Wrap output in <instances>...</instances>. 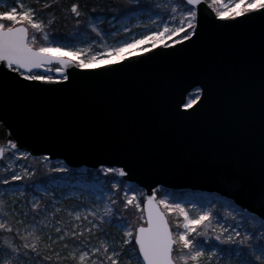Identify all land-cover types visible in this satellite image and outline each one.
Instances as JSON below:
<instances>
[{"label":"water","instance_id":"obj_1","mask_svg":"<svg viewBox=\"0 0 264 264\" xmlns=\"http://www.w3.org/2000/svg\"><path fill=\"white\" fill-rule=\"evenodd\" d=\"M195 7L190 41L91 70L70 65V84L0 66V146L16 151L11 139L74 170L124 167L118 178L144 191L145 227L159 188L217 195L264 221V16L235 22L206 0ZM50 66L61 65L31 73L62 75ZM194 87L200 100L185 109Z\"/></svg>","mask_w":264,"mask_h":264},{"label":"rangeland","instance_id":"obj_2","mask_svg":"<svg viewBox=\"0 0 264 264\" xmlns=\"http://www.w3.org/2000/svg\"><path fill=\"white\" fill-rule=\"evenodd\" d=\"M65 1L72 0H54L51 6L53 8L58 7ZM112 1L117 2L118 0ZM206 1L214 9L215 13L216 8H223L225 5L231 7L234 2V0H215L214 4L213 0ZM0 2H3V0H0ZM6 2L11 5L12 0H6ZM129 2L136 8L123 13H116L111 10V13L107 15L98 9L85 11L80 8L84 14L79 17L71 12V4H69V6L67 5V12L72 21V27L69 30L64 29L61 34H58L52 29L53 22L47 28L49 40L45 41L42 34L36 32V46L51 43L54 46L58 45L69 50L78 49L81 51L82 57L97 54L105 55L108 48L120 47L124 43H130L151 33L163 31L166 24L170 27L177 26L181 22L180 12L184 10L185 6L184 0H129ZM25 4L26 6L31 4L39 14L37 18H43L45 23H47L50 11H44L48 9L43 6L44 0H25ZM173 8H177V11L173 12ZM18 10L23 9L18 8ZM77 20L80 21L79 24L76 23ZM93 24L95 28H93ZM30 31L32 30L30 29ZM179 35L182 34H178L175 37H166L163 43H157L155 46L160 44L171 45L172 40L178 39ZM151 48H153V42L149 40L145 44L138 45L134 50H131V55L142 53ZM53 55H65L66 58L76 59L75 57H68L67 52L53 53ZM127 56L129 55L126 54L125 57ZM54 68L56 67H49L51 70ZM31 74L43 75L42 73ZM197 95L199 93L193 90L189 94L188 100ZM6 149L5 155L0 159V194H3L6 200L7 209L11 217L9 222L13 228H19L21 233H23L25 225L31 224L30 217H23V223H21V219L24 211L30 207L33 196L41 200L42 207L47 205V210L43 213V216L47 217L48 223L43 228L44 235L40 243L41 255L37 259H30L29 264H38V260L42 261V264H77V260L72 259L69 254L76 249L91 252L92 247L101 246V238H106L109 243L113 244L115 250L120 252L117 264H128L129 260H131V264H136L137 247L135 246L136 252L130 253L131 245H121L120 243L124 233L112 225H101L99 229L92 228L89 220L97 224L100 222L92 217L88 210L96 211L97 215H100L105 206H111L114 211V219H120L121 215L117 214L115 208L117 204L124 205L126 203V189L134 187L139 192L137 199L141 201L142 207L137 208L135 201L129 205L127 210L131 209L133 213L131 216L126 217V220L134 228H137L139 223L145 225L143 212L145 195L143 189L133 183L119 179L118 173L105 172V167L95 171L86 168L72 170L62 161H49L45 160L44 157L35 159L29 155L23 157L9 147ZM25 168L31 174H34L38 169L47 170L49 175L43 180H30L31 175L25 174ZM61 169H66V171H61ZM87 171L91 173H87ZM14 175L20 176L21 179H12ZM4 181H7V183H4ZM116 184L120 185L119 188L114 186ZM20 189L24 190L23 196L13 194L15 190ZM128 194L130 195V193ZM155 196L157 201L167 199L170 204H183L191 216L201 212L210 211L212 213L209 218L211 221L210 226H207V221L205 225L198 226V231H206L208 235L189 234V238L194 241H200L205 246L206 251L208 246L213 244L229 251L246 247L244 245L221 243V241L216 239L217 234L222 237L232 234L234 240H239L240 237L235 236L233 229L242 235L245 231L252 229L253 224H255L257 231L260 229L261 220L240 210L231 201L217 195L187 191L175 192L160 188L155 191ZM117 197L120 199L119 201H117ZM110 199L115 201V204L109 205ZM160 208L165 210L163 205H160ZM56 209H60V211L56 212ZM123 209L125 208L123 207ZM136 209L139 214L141 212V215H139L141 221H136L138 217ZM75 211L82 213L79 221L69 215V212L74 213ZM51 213H55V216L51 215ZM166 215L170 226L175 231L177 229L176 220L180 219L182 221L183 217L178 216L176 212H166ZM85 216H87V219H85ZM218 223L222 224L227 231L220 232L219 228H217ZM74 225H78V227H74ZM56 227H61V233H56ZM65 228L70 231H77L78 237L68 236L65 240H55L56 236L63 234ZM88 228H91V232L87 230ZM28 230L31 231L30 228ZM81 230H83V235H79ZM0 232H3V230H0ZM49 234H51L55 243L48 240ZM65 243L68 244L67 248L63 247ZM57 252L61 257L67 256L68 258L56 260L55 253ZM45 255H52L53 259L44 260L43 257ZM78 255L79 252H77ZM96 255H99L100 259L104 258L100 254H93L92 257L88 258L89 264H91V259ZM211 264H237V257L235 252H233L231 258L221 254L220 258H214Z\"/></svg>","mask_w":264,"mask_h":264},{"label":"snow or ice","instance_id":"obj_3","mask_svg":"<svg viewBox=\"0 0 264 264\" xmlns=\"http://www.w3.org/2000/svg\"><path fill=\"white\" fill-rule=\"evenodd\" d=\"M184 10L180 12V23L177 26L165 25L163 31L154 32L150 35L143 36L141 39L133 40L130 43H124L120 47L108 48L107 54L92 55L89 57H82L80 50H69L64 47L54 46L49 43L47 45L36 46V32H40L45 41L49 40V33L47 28L55 20V15L50 13L47 23L43 18H37L38 12L28 4L26 6L25 0H12L9 5L6 0L0 2V66L11 72H15L19 77H24L27 81L44 82V83H71L69 74H67L68 67L75 65L80 69L91 70L101 65H113L114 61H123L125 55H131V50H134L138 45H143L147 41L153 42V47L157 43H163L166 37H175L178 34V39L172 40V44L178 42L190 41L192 37L197 35L196 28L198 26V12L195 6L201 3V0H184ZM54 0H44L43 6L45 8L51 7ZM215 4V0H213ZM23 9V10H18ZM6 9V10H5ZM173 12L177 8L172 9ZM71 12L77 17L81 16L82 11L78 3L71 4ZM258 14L264 16V0H234L232 6L225 5L223 8H216V15L220 18H227L235 22H241L248 19L251 15ZM80 23L79 20L76 21ZM95 28V25H92ZM30 29L32 31H30ZM187 29V31H186ZM97 31H99L97 29ZM91 51V49H89ZM68 57H75L76 59L66 58L65 55H53V53H65ZM57 61L59 65L55 68L56 73L62 75L55 76L49 74H31L34 68H43L52 61ZM27 70V71H25ZM114 70V69H110ZM195 92L202 93L203 89L194 87ZM200 96H194L187 102L182 104V107L188 109L192 107ZM7 144L12 149H16L17 154L23 157L30 155L27 152H21L17 144L9 139ZM6 147L0 146V157L5 155ZM45 160L48 157H44ZM103 166V165H102ZM66 171V169H61ZM107 173H119L121 176L127 175L125 168L107 167L104 169ZM25 174L31 175L28 170L24 169ZM14 180L21 179L20 176L14 175ZM7 183V181H4ZM119 188V184L114 185ZM130 193V195L128 194ZM14 195H24V190H15ZM139 192L133 187L126 189L125 200L123 207L127 208L135 201V206L141 208L142 204L137 197ZM115 204V201L109 200V205ZM160 205L164 206L161 210ZM147 211V227L140 224L138 228H134L121 213L120 219H114V211L111 206H105L102 214L97 215L96 211L88 210L90 215L98 220L100 223H93L89 220L92 228L99 229L101 225H112L120 229L124 235L121 240V245H131L129 252H136L135 246L138 245V253H136V264H211L214 258H220L221 254L229 258L232 257L233 252L237 257V264H264V221H261L260 229L257 231L255 224L252 229L245 231L243 235L235 231V236L240 237L239 240H234L233 235L229 234L222 237L217 234L216 239L221 243L244 245L246 247L238 250L229 251L221 249L218 245H209L206 251L205 246L198 240L194 241L189 238L190 233H197L199 236H206V231H198V226H210L209 218L212 213L201 212L195 216H191L183 204H170L167 199H160L157 201L155 195H148L145 202ZM47 210V205L42 207L41 200L36 196L32 197L30 207L22 214L23 217L31 218V224L25 225V230L21 233L19 228H13L9 222L10 214L7 209L6 200L3 194H0V264H29L30 259H37L41 255L40 243L44 235L43 228L47 225V217L43 213ZM60 209H56L59 212ZM166 212H176L178 216H182L183 220H176L177 229L174 231L170 226ZM55 216V213H51ZM75 220L79 221L82 213L80 211L69 212ZM87 219V216H85ZM254 219V217H253ZM78 227V225H74ZM31 229L29 231L28 229ZM182 228V230H180ZM220 232H226L227 229L222 224H217ZM91 232V228L87 229ZM56 233H61V227L55 228ZM135 233V235H134ZM83 235V230L79 232ZM78 237L77 231H70L65 228L63 234L55 237V240H65L66 237ZM29 238H31L29 240ZM48 240L55 243L51 234L48 235ZM134 241V243H133ZM100 247H92L91 252L88 250L80 251L76 249L69 255L72 259L77 260V264H89L88 258L93 254H100L104 258L100 259L96 255L91 259V264H117L120 258V252L115 250L112 243L106 238L100 239ZM63 247L67 248L65 243ZM110 248L112 249L110 251ZM77 252L79 255L77 256ZM142 256V259L140 258ZM56 260L68 258L61 257L57 252L55 253ZM202 258H205L202 260ZM44 260H52V255H45ZM38 264L42 261L38 260ZM131 264V260L128 261Z\"/></svg>","mask_w":264,"mask_h":264},{"label":"trees","instance_id":"obj_4","mask_svg":"<svg viewBox=\"0 0 264 264\" xmlns=\"http://www.w3.org/2000/svg\"><path fill=\"white\" fill-rule=\"evenodd\" d=\"M112 1V0H111ZM110 0H72V1H65V3H62V5H59L58 7H54L51 6L48 9H45L44 11L52 13L55 15V20H54V24L52 25V29L54 31H56L58 34H61V32L64 29L69 30L72 27V21L69 18V14L67 12V7L69 6V4L72 3H78L80 5V8L87 11H91V10H95L98 9L100 10L103 14H110L111 10H113L116 13H123L125 11H129V10H133L136 8V6L132 5L129 0H118L117 2H111ZM68 5V6H67ZM139 8V7H138ZM53 10V11H51ZM71 15V14H70ZM38 46V45H37ZM36 161V160H34ZM87 173H91L89 171H87ZM49 175V171L47 170H42V169H38L37 171H35L34 174H31V179H35V180H43L46 179ZM122 184V182H120ZM117 201H119L120 199L117 197ZM120 203V202H118ZM117 214L121 213L123 214V218L126 219V217L131 216L133 211L131 209L125 208L123 209V205L121 204H117L116 208H115ZM137 213V219L136 221H141V218L139 217V215H141L138 213L137 209L135 210ZM116 214V215H117ZM136 225V223H135ZM140 225V223H139Z\"/></svg>","mask_w":264,"mask_h":264}]
</instances>
